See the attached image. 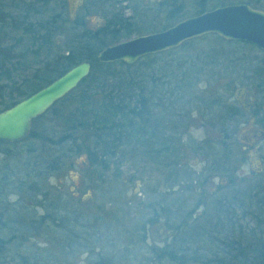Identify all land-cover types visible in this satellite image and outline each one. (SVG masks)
<instances>
[{"label":"rangeland","instance_id":"374dc122","mask_svg":"<svg viewBox=\"0 0 264 264\" xmlns=\"http://www.w3.org/2000/svg\"><path fill=\"white\" fill-rule=\"evenodd\" d=\"M78 1L48 0L47 4L43 5L41 0H0V66H3L0 86H6L3 91L0 90L3 98L8 97L11 88L16 90L14 94L16 99L20 91L23 96L29 94L32 90L31 86L42 85L43 83L34 79L35 71H40L43 63L53 58L59 51H65L62 42L64 35L55 34L56 36L50 37L49 44L44 47L40 37L37 40H31L29 35H24L22 30H18L16 28L18 23L22 27L29 26L28 29L34 30L33 25L37 22L43 24L49 22L50 18L57 13L70 19L71 15L79 13L77 10ZM213 3L216 2H211L209 7ZM97 20L96 15H93L87 19L85 24L92 28L98 23ZM77 21L80 22V20ZM41 34H43L42 31L39 32V35ZM219 42L215 41L205 45L203 39L190 46L196 49L214 47L219 51L230 48L228 44ZM236 47L240 49L252 48L245 44H238ZM223 51L217 54L215 60H220V64L225 65L230 62V59H228V51ZM189 52L192 51L180 49L175 52L174 58L176 57L180 62L186 59H196V56H189ZM252 52L257 54L255 49ZM168 59L169 56L165 55L157 58H144L140 63L143 66L145 61L151 60V62L161 65ZM175 63L178 62L175 61ZM117 69L123 68L121 66ZM144 72L149 73L148 71ZM240 73L243 75L241 70ZM212 75L213 77H211ZM234 77L236 75L231 70L227 72L224 69L218 71V74L206 72L201 77L206 82L202 83L198 89H207L210 92L216 86L221 87L222 81L225 79ZM76 96V92H73L69 98L65 97L58 101L47 112L32 120L31 135L23 141L0 144V175L9 176L16 168L21 172L34 171L37 173L41 168V176L40 178L38 176L37 179L39 178L42 187V192L32 197L21 195L22 193L8 195L7 203L0 205V213H7L2 211L1 207H6L9 203L13 205L10 207L14 211L12 213L19 218L22 216L23 223L28 224L27 221H32V217L36 218L38 222L36 224L31 222L29 225L34 224L37 227L40 217L43 216V207H41L43 202L57 199L58 206L66 209L69 214L68 220L80 230L78 234L82 238H87V240L82 239L81 243L84 241L88 244V248L91 246L90 250L87 249L83 253L81 250H77V253L67 260L69 264L94 263V257L89 251L92 253L101 252V262L108 264H170L167 260L162 262L154 260L148 250L152 246L162 247L170 243L175 235L176 237L181 235V239L187 240L186 248H198L199 255L208 256L210 248L213 246L212 243L218 244L212 242L211 233H209V229L216 220V217L212 216V209L216 204L217 208H215L222 207L223 215L226 214V217L231 220L227 222L232 225V228L234 226L240 231L238 225H241L244 231L256 230V233H260L264 230L261 226L264 221V205L260 204L264 201V167L251 162L242 168H237L236 164L239 163V160H235L233 165L236 166V173L233 183L220 189L217 178L206 175V173L199 175L198 172L202 169L197 165L200 156H197L196 151L190 148L193 146L195 148V145H198L203 139L208 144L211 142V151L218 149L215 146L216 141L212 140V134L198 129L200 126L177 136L182 139L180 147L183 151L179 152L176 148L171 152L173 158L181 157L179 169L175 168L173 171H168L169 167H165L161 160L155 162L149 158L145 159L142 155L131 154V150L128 154L123 155L125 159L115 158L114 162L108 164L110 169L101 173L89 166L90 158L87 151H78V153L67 157L66 149L70 141V146L74 145V147L81 142L89 143L87 142L88 132H86L87 138H85V132L75 133L71 128L70 138L68 137L70 141L65 146L54 144L66 132L67 123H62V118L66 117L64 113L73 108L72 103ZM3 98H0V103L5 100ZM196 117H192V120ZM177 134L178 132L175 136ZM234 139L237 151L241 147L240 142L243 137L238 134ZM175 141H170L174 143L173 146L180 143ZM191 142L192 144L189 145ZM206 142L204 144H207ZM248 155L247 157H249ZM243 156L246 155L243 154ZM31 164L35 166L29 168ZM180 170H183L185 180L180 185H178V181L173 184L172 181H175L174 177L180 174ZM99 173L100 175H98ZM171 183L173 187H171ZM169 184V190H167ZM168 192L169 197L166 196ZM34 203L39 204L38 208L34 207ZM147 203V208L150 211L153 207L155 208H153V215L149 216L153 225L148 224L143 231V219H138V216L144 212L146 218L144 207ZM159 207L161 209H158ZM233 212L235 215L232 214ZM256 212L258 213L255 214ZM8 219L10 218L5 214H1L0 223L4 224ZM153 219L158 220L154 222ZM55 225L58 224L53 220L46 222L44 226L37 227L38 234L22 240L23 244L17 242L18 247L14 250L9 243L8 247L10 248L7 255L5 254L4 263L17 264L25 251L30 252L31 246L33 249L39 248V253L56 252V246L51 244L55 239L54 233L49 232L50 228ZM160 226L166 229L160 232ZM179 226H182L183 233L177 231L176 227ZM32 227L30 226L29 229ZM36 227L34 228L36 229ZM140 227L141 229L138 230ZM224 228L226 229V225H223L221 231L227 232ZM167 232H169L168 235H166ZM19 237L21 238V236ZM7 238L6 232L0 231V239L5 248L4 240ZM128 240L134 241L135 247L130 245ZM20 245L21 247H19Z\"/></svg>","mask_w":264,"mask_h":264},{"label":"trees","instance_id":"16d2710c","mask_svg":"<svg viewBox=\"0 0 264 264\" xmlns=\"http://www.w3.org/2000/svg\"><path fill=\"white\" fill-rule=\"evenodd\" d=\"M41 1L45 5L48 0ZM212 7L213 5L209 7L206 0L204 2L201 0L194 9L195 13L200 14ZM17 26L19 28L17 29L22 30L24 35H29L31 40H37L40 37L44 47L49 44L50 37L60 34L64 35L62 42L64 45L63 50L65 51H59L53 58L43 63L40 71H35L34 79L43 84L31 86L32 90L29 94L21 96L22 91L17 92L19 96H16L15 99L14 94L16 90L13 88L9 89L7 98H3L0 94V98L5 99L0 103V111L6 110L21 99L46 86L78 63L88 62L90 64L89 74L80 81L75 89L65 96L69 98L73 92L77 94L76 99L72 103L73 108L64 113L66 117L62 118V123H67L65 135L63 134L59 141L54 144L65 146L70 141L71 128L75 133L78 131L85 132V138H87L86 132H88L90 140L87 138V142L90 144L81 142L74 147V145L70 146V141L66 149L68 152L67 157L78 153V151H87L86 153H88L90 158L89 166L100 173L110 169V165L108 164L114 162L113 160L117 159V157L123 159V155L128 154L130 150L133 155H142L143 158H149L155 162L159 160L163 162L166 155V159H168L169 154L171 155V152L176 149L173 146L174 143H164L163 138L165 136L161 134L154 135V132L156 128H162L161 122L163 120L166 121L168 116L170 122L173 124L174 119L170 115L175 112H171L170 108V112L168 113L167 105L171 104L173 106L175 103L178 106L183 105V102L179 98L180 96H192L190 92L194 88H192L191 80H198L206 73L201 72V69L197 70L196 67L204 63L211 64V60L214 58L213 54L217 56L216 51L211 50L207 54L206 50L210 48L202 47V55H197L194 60L186 59L180 62L176 57L174 58L175 52H169L168 54L161 55L171 54L169 55V59L161 65L151 62V60L145 61V65L143 66L140 63L144 58H157L161 57L160 55L146 56L132 65L119 61L98 63L96 60L97 53L108 46V44L111 45V43L119 42V36L107 38L97 33L89 32L81 19L80 22L77 20L76 22H70L61 13L55 14V16L50 18L49 22H45L44 24L37 22L33 25L35 27L34 30L28 29L29 26L22 27L19 23ZM40 31L43 34L39 35ZM203 39L205 45L212 44L215 41L223 42L221 38L215 35H205L201 40ZM226 44L230 47L235 46L234 43ZM212 48L215 49L214 47ZM175 61L178 63L176 64ZM121 66L123 69H117V67ZM2 69L3 66H0V76L3 75ZM144 71H148L149 73ZM4 88L6 86H0L1 91ZM29 133L28 137L31 135V132ZM170 135L168 140L175 141L173 139L175 135ZM154 142L158 146L155 147ZM107 159L110 161H105ZM173 159L171 156V161ZM33 166L35 165L31 164L29 168ZM171 166H173V161ZM40 171L41 168L38 169L37 173L34 171L21 172L16 168L9 176L1 174L0 205L1 203H7L6 199L10 194L17 195L22 193L21 195L32 197L42 192V187L39 183ZM38 176L39 178L37 179ZM171 187H173V184H171ZM57 203V199L43 202L41 206L43 207V216L40 217V221L37 224V227H41L46 222H52L53 220L58 224L50 228L49 231L54 233L55 239L52 240L51 244L56 246V252L44 251V253H39V248L35 247L33 249L31 246L30 252L28 250L25 251L17 264H69L67 260L71 259L72 255L77 253V250H81L82 253L87 249L90 250L91 246L88 248V244L84 243V241L81 243L82 239L87 240V238H82L78 234L80 230L77 226L75 228L68 220L69 214L66 212V209L59 207L60 205L58 206ZM34 204V207L38 208L39 204ZM260 204L263 206L264 201L260 202ZM216 205L212 209V216L214 215L216 220L211 229H209V233H211L212 242L220 245L212 243L213 246L210 248L211 251H209L210 255H199L198 248H186L187 240L181 239V235H178V237L175 235L170 243L162 247H150L148 253L154 260L161 262L167 260L170 264H264V230L260 233H256V230L244 231L241 225H238L240 231L237 228L235 229L234 226L232 228V225L227 222L230 219L226 217V214L223 215L222 207L216 209ZM12 206L8 203V206L1 207L2 211L7 213H0V216L1 214H5L10 219L6 220L4 224L0 223V231H5L8 235V238L4 240L6 248L0 239V264H5V254L7 255L10 248L8 247L9 243H11V247L14 250V248L18 247L17 242L33 237L34 234L36 236L39 232H37L38 228L36 225H29L31 222L36 224L38 222L36 218L32 217V221L29 220L27 221L28 224H25L22 222V216L19 218L12 213L14 212L10 208ZM232 214L235 215V212ZM151 215L153 214L149 216ZM223 225H226V229L224 228V230L227 232L221 231ZM30 226H33V230L32 228L29 229ZM182 226L176 227L180 233H183ZM261 226L264 228V221ZM216 228H219L217 229L218 231ZM140 229L141 227L138 230ZM19 238L20 241H18ZM141 238L143 240L142 236ZM128 242L135 247L134 241L128 240ZM20 244L23 243L21 242ZM44 245L47 246L45 243ZM92 248H95V246H92ZM89 252L94 257V263L92 264H108L107 262H101V252Z\"/></svg>","mask_w":264,"mask_h":264},{"label":"flooded vegetation","instance_id":"af4514ba","mask_svg":"<svg viewBox=\"0 0 264 264\" xmlns=\"http://www.w3.org/2000/svg\"><path fill=\"white\" fill-rule=\"evenodd\" d=\"M206 1L208 4L216 2L212 4L213 7L244 4L252 8L264 10V0ZM78 2L77 10L79 13L71 15L70 22H76V20L81 19L89 32H94L107 38L119 36V41H121L163 32L185 18H192V16L198 15V13H195L194 7H197L201 0H79ZM93 15H96L98 23L95 27L90 28L85 22ZM201 39L202 37L182 41L174 49L149 56H161L180 49L192 51L189 52L191 56L202 55L203 48L196 49L190 46ZM223 43H234L235 46L245 44L252 48L240 49L239 47H230L224 51L222 49L220 50L221 52L228 51L229 63L225 65L220 64V60H215L216 55L213 54L214 58L211 60V64L204 63L196 67V69H201L200 71L204 73L213 72L214 74H218V71H223L224 69L227 72L231 70L235 73L236 77L225 79L222 81L223 85L221 87L216 86L210 92L207 89H198L206 81L201 78L195 81L191 80L192 88H194L190 92L192 96H180L179 99L183 102V105L178 106L176 103L173 106L171 104L167 105L168 113L170 112V108L171 112H175L170 115L174 119V123L170 122L168 116L166 121L163 120L161 122L162 128H156L154 132V135L161 134L165 136L163 138L164 143L166 141L170 142L168 140L171 136L170 134L175 135L178 132L174 140L180 142H177L178 144L175 146L179 152L183 151L180 147L182 139L177 137L181 133H188V130L196 129L200 126L198 129L212 134L211 137L213 141H216L215 146L218 148L217 150L211 151V142L208 144L203 139L198 145H195V148L194 146L189 147L196 151L197 156H200L197 165L201 166L200 168L202 169L198 172L199 175L206 173V175H212L213 178H217L220 189L233 183L236 173V166L233 165L235 164V160H239V163L236 164L237 168H242L251 162L261 164L264 167V52L247 42L223 40ZM254 49L257 51V54H253L252 51ZM211 50L216 51V54L219 52L217 48H210L206 50V53H209ZM257 55L260 57H256ZM240 70L243 75H241ZM194 116L197 117L192 120ZM238 134L242 135L243 140L240 142L241 147L236 151L234 137ZM204 142L207 144H204ZM191 144L192 142L189 145ZM154 145L155 147L158 146L155 142ZM242 153L246 156H243ZM166 158L167 155L162 163L165 167H169L168 171H173L175 168L179 169L180 156L172 160L173 167H171V155L169 154L168 159ZM182 171L180 170L178 178L174 177L175 181H172L173 184L178 181V185H180L185 180V175ZM171 176H173L172 173ZM169 186L170 184L167 190H169ZM167 195L169 197V192L166 193ZM147 205L148 203L144 207V211L147 214L146 218L144 212L138 216V219H143V229L148 224L153 225L149 215L153 214L154 207L150 211ZM158 209H161V207ZM153 220L154 222L157 221L156 219ZM161 227L160 232L166 229Z\"/></svg>","mask_w":264,"mask_h":264},{"label":"water","instance_id":"95a60500","mask_svg":"<svg viewBox=\"0 0 264 264\" xmlns=\"http://www.w3.org/2000/svg\"><path fill=\"white\" fill-rule=\"evenodd\" d=\"M205 34L248 42L264 52V11L244 4L217 7L181 20L163 32L108 45L98 52L96 60L98 63L122 61L130 65L143 56L177 47L182 41ZM89 65L88 62L78 63L46 86L0 111V143H18L25 139L32 120L73 90L89 74Z\"/></svg>","mask_w":264,"mask_h":264}]
</instances>
